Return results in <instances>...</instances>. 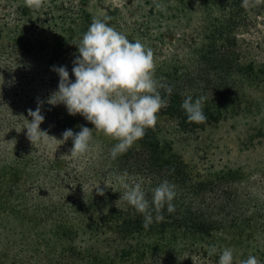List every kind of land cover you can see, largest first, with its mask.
Here are the masks:
<instances>
[{
    "label": "trees",
    "instance_id": "obj_1",
    "mask_svg": "<svg viewBox=\"0 0 264 264\" xmlns=\"http://www.w3.org/2000/svg\"><path fill=\"white\" fill-rule=\"evenodd\" d=\"M176 1L187 8L183 17L196 28L177 62L180 67L155 66V77L172 87L170 95L159 89L168 105L157 119L165 117L189 134L260 109L264 63L251 53L256 48L244 35L264 15V0ZM21 48L15 42L0 43V53L14 50L36 57L32 49ZM4 72L0 70V76ZM203 84L204 93L199 90ZM188 95L204 98L205 122L187 120L181 104ZM58 110L63 112L60 118L53 115ZM41 113L45 119L40 128L58 141L32 145L26 135L31 120L26 110L11 124L16 145L11 156L0 155V220L17 225L5 228L0 264H217L219 250L232 244L242 247L262 230L258 225L264 227V198H241L238 172L211 175L189 165L160 137L156 123L126 153L112 159L110 149L117 141L103 132L93 131L83 155H70V139L59 141L66 129H94L81 115H69L59 104H45ZM124 172L141 182L149 199L161 181L175 184V211L163 210L165 219L145 229L143 215L119 199L123 189L118 177ZM98 186L103 195L97 194ZM260 191L264 196V184ZM83 241L90 246L83 247ZM210 246L217 253L209 255ZM233 254L234 264L250 256ZM251 255L264 264V253Z\"/></svg>",
    "mask_w": 264,
    "mask_h": 264
},
{
    "label": "rangeland",
    "instance_id": "obj_2",
    "mask_svg": "<svg viewBox=\"0 0 264 264\" xmlns=\"http://www.w3.org/2000/svg\"><path fill=\"white\" fill-rule=\"evenodd\" d=\"M185 12L187 8L183 10L176 0H0V43L15 42L22 50L30 48L36 54L28 57L14 50L9 55L0 53V70L5 71L0 76V155L9 158L16 146L9 133L11 124L17 123L24 111L36 109L38 103L42 108L50 104L59 83L53 66H65L74 80L76 45L93 18L110 17L106 21L109 25L130 41L139 40L150 48L156 67L178 68L184 46L196 28V24L187 23ZM255 22L244 37L256 48L251 51L254 57L264 63V15ZM205 88L201 85L200 92ZM53 115L60 118L63 112L58 110ZM156 124L160 137L170 141L186 163L211 175L238 172L242 177L238 195L264 198L260 191L264 184V102L260 109L251 108L247 116L225 118L189 134L178 131L165 117L158 118ZM20 129L18 126L17 131ZM16 227L14 222L0 220V241L6 238L5 228ZM258 227L262 230L255 239L229 248L239 256L264 253V227ZM90 244L81 243L83 247Z\"/></svg>",
    "mask_w": 264,
    "mask_h": 264
},
{
    "label": "clouds",
    "instance_id": "obj_3",
    "mask_svg": "<svg viewBox=\"0 0 264 264\" xmlns=\"http://www.w3.org/2000/svg\"><path fill=\"white\" fill-rule=\"evenodd\" d=\"M156 7L164 10L161 4ZM110 19L107 16L93 18L87 31L82 34L76 45L78 55L73 60L74 80L70 79L65 66H53L59 83L48 103L63 104L69 115L79 114L94 126V129L81 126L76 133L66 129L62 133V140L59 141H72L70 155H83L89 151L94 130L117 141L110 149L112 159L126 153L144 137L147 128L155 125L157 113L167 107L168 99L162 97L159 89H164L167 95L172 93L170 85L161 83L155 77L152 50L139 40L130 41L125 34L106 22ZM203 100V97L194 99L191 95L183 100L181 108L188 121L198 124L206 121ZM28 115L31 120L26 119L28 123L25 129L32 145L55 139L49 136L47 130L40 128L45 117L39 103L34 111L28 110ZM118 179L123 189L119 199L143 215L145 229L153 221L159 223L165 219L163 210L166 209L168 213L175 211L173 200L176 185L167 179L150 190L151 199L141 182L127 172ZM96 191L99 195L104 194L99 186ZM217 251L215 246H210L209 255ZM217 264H234L233 250H219ZM239 264L259 262L250 255Z\"/></svg>",
    "mask_w": 264,
    "mask_h": 264
}]
</instances>
